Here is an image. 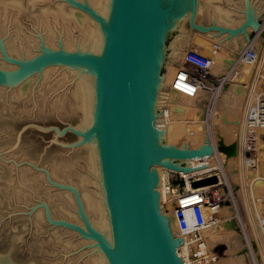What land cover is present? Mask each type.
<instances>
[{"label":"bare ground","instance_id":"bare-ground-1","mask_svg":"<svg viewBox=\"0 0 264 264\" xmlns=\"http://www.w3.org/2000/svg\"><path fill=\"white\" fill-rule=\"evenodd\" d=\"M257 1L259 2V0H256V2L255 0H243V2H240V0H198L194 17L195 22L199 15V19L201 15H205L212 20L216 29L206 31L196 29L197 33L192 38L188 34L191 40H188L184 30H181L175 41H172L171 61L167 62V70L158 77L155 102L161 100L159 106L163 109V117L160 120L155 118L154 124H166V144L176 145V148H200L207 145V135H209L215 146L218 145L220 139L226 145L235 143L237 146L235 155L228 156L223 151L215 150L212 154L214 163L186 171L172 169L164 165L155 168L156 171L159 170V185L156 190L162 193V202L160 203L162 213L168 201V193L172 191V193L177 194V199L173 203L175 207L170 210L169 215L163 214L170 218V226L174 236L183 240V244L179 245L178 252L185 264H194L192 248L195 247L197 239L194 235L191 236L181 231L175 211L179 200L183 198L193 199L190 197L196 190L214 191L221 198L218 210L212 215V221L202 229L205 233H211L208 241L203 239L204 248L214 258V261L208 264L219 259L213 248L208 247L218 242H231L234 248L240 250V255L233 258L235 262L232 259L222 258L218 264H246V256L252 264H264V235L261 229L264 217V170H260L258 165L261 162V164H264V127L262 129L255 128L249 123V115L252 113L251 108L258 102L261 94H264H257L255 98L256 85L260 78L264 79V56L263 51L261 52L262 47H264V22L262 20L259 24L257 22L259 17L262 19V16H264V11L260 14L257 13V6H254L255 3H258ZM52 2L53 0H0V84L7 85L6 88H9V102H13V104L23 103L26 104L25 106L28 104L27 101L36 100L39 103L42 102L38 101L39 98L45 101L46 97L48 98L56 92L55 95H52L56 99L50 102L48 108L57 111L56 113H65L69 116L77 115L81 119L80 125H77L78 127L75 128L70 125L79 136V140L72 144L73 147L71 148L76 152V148L85 145L87 151V159L83 166L85 171L82 170L83 168L81 169L82 166H80L79 161L74 158L62 159L51 165V175H47L48 179L51 176L53 178L62 177L64 180H69L70 183L65 180V182L59 184L51 180L54 186L60 187L64 192L58 189V198L54 199L53 202L43 203L42 207L34 210L33 218L41 225L45 221V216L48 221L55 220L53 215L56 213L66 217V219L63 217L60 220L77 225L81 232L76 231L85 240L87 239L90 244L88 248L95 249L84 264H111L107 253L101 248L98 241L91 234L88 236L90 233L89 227L92 231L94 230L103 235L111 243L114 241L96 125L98 90L96 72L93 68L80 64L39 65L35 62L39 55L47 51H79L99 56L103 53L105 35L100 23L89 13L79 9L76 5H71L72 3H78V0H60L54 5ZM86 2L105 21H109L112 0H86ZM228 2L233 3V6L244 5V10L243 7L239 6L244 14V18L240 23L237 20L238 15L234 12L235 9L232 12L224 7V4ZM51 3L52 5H50ZM67 3L72 7L69 8ZM192 5V0H189L185 15L183 17L182 15L173 17L169 20V33L174 29H178L185 19H190ZM229 10H232L231 7ZM23 16L31 17L34 22L32 23L33 28L36 30L35 35L24 33L25 29L23 30L21 27L22 22H20ZM212 23L210 24L212 25ZM9 26L12 29L9 30L10 33H8ZM253 29L257 32L249 40L248 34ZM241 38H244L245 41L242 47L243 39ZM225 41H233L234 50L223 45L222 43ZM237 49H240V52ZM189 51H195L212 61L209 69L213 78L208 80L204 86L192 85L178 78ZM250 51L254 54V58L249 56ZM2 55L13 60L14 64L18 66L15 67L13 64L4 62V58L1 59ZM11 55H16V58H12ZM176 61H184V64H177ZM58 69L62 72H59L53 78ZM37 80V85L34 88L33 85ZM209 81L212 86H214V81L220 82V93H215L214 90L208 88ZM0 87H2L1 90L5 89L3 86ZM31 93L33 96L30 97ZM48 94L51 95L47 96ZM159 95L160 97H158ZM179 96L184 98H182V101L185 100L183 104L177 101ZM254 98L255 102H253ZM44 101L43 104H45ZM252 103L254 104L247 113ZM212 110H214V116L219 122L215 133L213 125L210 124L209 120L207 121L208 113ZM62 132L64 133V131ZM248 136L253 153L244 157V144ZM242 166L247 171L245 173L248 176L252 173L256 174H253L255 178L251 175L254 179L250 183V189L247 193H245V186L243 187L241 181L244 170H242ZM255 166H258L259 169L254 172L252 169ZM213 168L219 170L220 173H210L209 170ZM176 172H180L187 177L190 175H204L198 179L216 175L218 182L193 186V181H188L185 188L186 193L183 194L173 190V186H170L169 176ZM223 173L228 182L223 181ZM34 182L33 184L36 185ZM18 185H14L13 188V191L17 188L13 192L14 196L17 195L16 197L20 196ZM32 187H34L33 189L36 188L35 186ZM226 191L228 192L226 193ZM231 191L236 194L235 199L240 212L245 218L247 234L245 231L244 235L241 234L244 242L238 234L232 232V229L236 230V226L240 224L237 218L235 219L237 214H235L236 207L233 202L234 193ZM229 192H231V198ZM223 193H226L225 197L221 196L224 195ZM247 199L252 201V208L246 204ZM206 210L204 208V212ZM205 217L210 219L208 213H205ZM85 220L89 225H86ZM85 232L88 237L82 235ZM200 233L202 235L203 231H200ZM62 242H64L62 250L65 253L74 250V247L77 246V243L72 242L70 239ZM227 245L229 246V244ZM7 258L0 256V263L8 262ZM73 259L69 258L67 263L74 261ZM75 260L77 259L75 258Z\"/></svg>","mask_w":264,"mask_h":264},{"label":"water","instance_id":"water-1","mask_svg":"<svg viewBox=\"0 0 264 264\" xmlns=\"http://www.w3.org/2000/svg\"><path fill=\"white\" fill-rule=\"evenodd\" d=\"M188 1L112 0L108 22L86 1L72 3L100 23L105 35L103 53L47 51L35 60L39 65L80 64L96 72V125L114 241L89 227L88 236L98 241L111 264H184L178 252L183 240L174 236L170 218L160 210L162 193L156 190L159 170L155 168L164 165L186 171L214 163L215 150L228 156L237 153L235 143L226 145L220 139L215 146L209 135L207 145L200 148H176L166 144V124H154L169 20L185 15ZM197 1L192 0L191 27L216 29L213 23L195 22ZM217 182L218 177L211 175L192 185ZM61 222L80 231L77 225ZM82 235L88 237L86 232Z\"/></svg>","mask_w":264,"mask_h":264},{"label":"rangeland","instance_id":"rangeland-1","mask_svg":"<svg viewBox=\"0 0 264 264\" xmlns=\"http://www.w3.org/2000/svg\"><path fill=\"white\" fill-rule=\"evenodd\" d=\"M58 1L60 2V0H53V5L54 3L57 4ZM80 1L84 3L86 0ZM241 1L243 2V0H240V2ZM259 2L264 5V0H259ZM52 3L50 5H52ZM71 5L68 4L67 6L70 8L72 7ZM233 5V3L228 2L227 4H224V7H227L226 9L232 12L235 9L234 12H236L238 17L240 18L239 19L237 17L238 23H240V20L243 16V13H241V8L239 7L241 6V4L238 6L235 5L236 7ZM230 7L232 10H229ZM199 16L196 20V23L211 25L210 23H212V20L208 16L201 15L200 19ZM261 20L262 19H260V21ZM20 22H22L21 27L23 28V30L25 29V34L35 35L36 30L33 28L32 24L34 22L32 21L30 16L21 17ZM182 23L180 24V27L178 29L172 30V32L166 37L164 43V56L160 67V75H163L167 70V62L171 61V45L175 41V38H177V36L180 34V31L184 30V33L188 37V40H191L193 35L197 33V30L195 28H192L189 24V18L185 19ZM9 30H12L10 26L8 27V33H10ZM254 35V31H252L250 33L251 38ZM222 44L226 45L227 48L230 47L229 49L234 50L233 41H225ZM11 57L16 58V55H11ZM1 59H3V61L6 63L8 62V64L10 63L11 65L13 64V66L15 65V67L18 66L17 64H14L13 60L7 59L4 55H2ZM176 63L184 64V61H176ZM59 72H62V70L58 69L53 78H55ZM37 82L38 80L35 81L33 85L34 88L36 87ZM0 86H3L5 88L1 90L2 87H0V256L8 257V262L4 264H84L86 262V259H88L89 255L93 253V250L95 249L88 248L90 244L88 243L87 239L85 240V238H83L76 231V229H74L69 224H64L63 222H61L60 219L64 216L56 213L55 215H53L55 220L51 221H48L45 216V221L41 225H39L35 221V218H33V214H35L34 210L42 207L43 203H48V201L53 202L54 199L58 198L57 192H59L58 189H61L60 187L54 186V183L51 182V180L58 182L59 184H62L63 182H65V180H67H64V178L62 177L53 178V176L48 179L47 175H51V165H54L56 161L62 159L69 160L74 158L75 160L79 161L80 166H82L81 169L83 168L82 170L85 171L83 167L87 159V151L85 149V145L76 148V152L71 148L73 147L71 145L79 140V136L70 127V125L75 128L78 127L81 123V119L77 115L69 116L65 115V113H56L57 111H53L48 108L50 102L56 99L52 97V95H55L56 92L52 95L50 94L51 96L48 94L47 96L50 97H46L45 101L44 99L41 100L39 98L38 101H42L39 103H37L36 100L27 101L28 104L27 106H25L26 104L23 103L13 104V102H9V88H6L7 85L3 84H0ZM214 86L218 89L220 86V82L214 81ZM36 90L38 89L36 88ZM255 91V98L257 94L259 95L260 93H264L263 78L259 79ZM31 96H33L32 93L30 97ZM158 97H160V95ZM179 97L177 98L178 100H176L178 102L180 101L179 103L182 102L181 104H183L185 100L182 101L183 97L181 96V99ZM255 98L253 102H255ZM43 101L45 102V104H43ZM160 102L161 100H158V102H156L154 110L155 117L158 120L163 117V109L160 108L161 106H159ZM253 104L254 103L250 105L247 113H249V109ZM58 131L61 133L59 134ZM62 131H64V133ZM244 151V157H247L249 154L253 153L251 150V142L249 141V136L246 138ZM261 163L258 165L260 170L263 171L264 169L262 168H264V164ZM257 167L258 166H255L252 170H254V172L258 171L257 169L259 168ZM243 169L244 168L242 166V170ZM245 172L247 171L244 169L241 181L243 187L245 186V193H247L250 189V183H252L253 179L255 178L254 175L256 174L252 173L248 176ZM214 173L220 172L215 171ZM245 174L246 176L251 178L247 177V179ZM172 175L174 174H171L169 176V181H171V183L173 182V190H177L178 192L183 193V182L180 180L176 181V177L171 178ZM251 175L254 176V178ZM246 179L248 180V182ZM33 182L36 183V185H34ZM66 182L70 183L69 180H67ZM30 183L32 184L31 186H35L36 188H31ZM14 185H18L17 187H20L19 197H16L17 195L14 196L13 192L17 190V188H15V191H13ZM176 185H179L180 187H174ZM185 188L186 184L184 186V190L186 193ZM61 192L64 191L61 190ZM227 192L228 191H226V193ZM231 192H229L230 198L232 197ZM226 193H223L224 195L221 196L225 197ZM176 195L177 194L172 193V191L168 193V201L166 202V206H164L162 210L163 213L169 215L170 210L175 207L173 203L177 199ZM235 197L236 194L234 193L233 202L234 206L236 207L235 214H237L238 216L237 217L235 215V219L237 218V221H239L240 225L236 226V230L239 233L235 229H232V232L238 234L240 239L244 242L241 234H243L244 231L247 234V226L245 225V218L242 212H240V208ZM246 204H248V206L250 205V207L252 208V201L248 200ZM64 218L66 219V217ZM201 231H203L202 235L204 241H208L211 233L207 231V233H205L204 230ZM60 238L62 239V241H67L68 239H70L72 242L77 243V246L74 247V250L72 249L71 251H66L65 253V251L62 250L64 242H62ZM59 239L62 243L59 241ZM224 243L225 242H218L213 246H208L210 249L213 248L214 252L219 256V259L211 264H218L222 258H228L229 260L232 259V261L235 262L233 258L237 257V255H240L239 248H234L231 242L225 243V245ZM227 244H229V246ZM69 258H74V261L67 263L69 262L67 261ZM75 258L77 260H75ZM245 262L246 264H252L247 256L245 257Z\"/></svg>","mask_w":264,"mask_h":264},{"label":"built area","instance_id":"built-area-1","mask_svg":"<svg viewBox=\"0 0 264 264\" xmlns=\"http://www.w3.org/2000/svg\"><path fill=\"white\" fill-rule=\"evenodd\" d=\"M249 54L250 57L254 58V54L251 51ZM211 64L212 61L210 58L198 54L195 51H189L178 78L192 85L204 86L208 80H212L213 78L209 69ZM251 110L252 113L249 115L250 125L262 129L264 127V94H261L258 102ZM202 176L204 175H190L187 177L180 172H176L171 178L176 177V181L180 180L183 182L182 189L183 193H185V184L188 181L192 182ZM170 186H173V182L171 183V181ZM176 187L180 186L176 185ZM190 198L193 199L188 200L187 198H183L179 200L176 206L175 216L181 231L191 236L194 235L197 239L195 247L192 248L194 264H208L214 261V258L204 248V241L200 231L212 221V215L218 210L221 198L214 191L210 190H196ZM204 207L207 208L206 212H204ZM205 213L210 215V219L205 217ZM261 229L264 235V218L261 223Z\"/></svg>","mask_w":264,"mask_h":264},{"label":"crops","instance_id":"crops-1","mask_svg":"<svg viewBox=\"0 0 264 264\" xmlns=\"http://www.w3.org/2000/svg\"><path fill=\"white\" fill-rule=\"evenodd\" d=\"M255 4H256V5H254V6H255V7L257 6L256 9L258 10V11H257L258 14H260L261 12L264 11V5H263L262 3H261V4H260V3H259V4H258V3H255ZM243 6H244V5H243ZM242 9L244 10V7H243ZM242 9H241V13H242V11H243ZM243 18H244V14H243L242 19L240 20V22L243 20ZM262 21L264 22V16H262ZM251 32H252V31H251ZM251 32H250V33H251ZM254 34H256V33L254 32ZM241 39H243V40H242V43H243V44H241V47H242V46L244 45L245 41H244V38H241ZM240 49H241V48H240ZM240 49L238 50V52H240ZM246 51H247V50H246ZM246 51H245V52H246ZM262 51H263V56H264V47H262L261 52H262ZM245 52H244V53H245ZM240 55H241V54H240ZM208 85H209V86H208L209 89L211 88L212 91L214 90L213 92H215V93H220V92H219V88L217 89V88H215L214 86L210 85V81L208 82ZM211 86H212V87H211ZM208 88H207V89H208ZM213 88H214V89H213ZM207 89H206V90H207ZM211 89H210V90H211ZM211 95H212V93H211ZM214 114H215V113H214V110L210 111V112L208 113L207 121L209 120L210 124L213 125V129H214V133H215V129H216V127L219 125V122L216 120ZM217 124H218V125H217ZM219 127H220V126H219ZM215 157H216V156H215ZM216 159H217V157H216ZM217 161H218V159H217ZM209 171H211L210 173H212V172L219 171V170L213 168V169H210ZM223 176H224V177H222V178H223V181L228 182L227 179H226V177H225V175H224V173H223ZM174 187H176V186H174Z\"/></svg>","mask_w":264,"mask_h":264}]
</instances>
